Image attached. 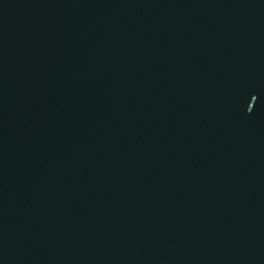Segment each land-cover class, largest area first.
Returning a JSON list of instances; mask_svg holds the SVG:
<instances>
[{
    "label": "water",
    "instance_id": "obj_1",
    "mask_svg": "<svg viewBox=\"0 0 264 264\" xmlns=\"http://www.w3.org/2000/svg\"><path fill=\"white\" fill-rule=\"evenodd\" d=\"M0 264H264V0H0Z\"/></svg>",
    "mask_w": 264,
    "mask_h": 264
}]
</instances>
